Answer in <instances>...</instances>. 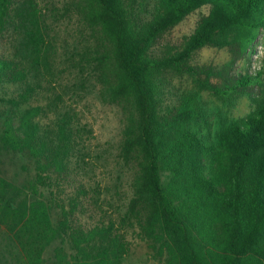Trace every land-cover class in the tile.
Instances as JSON below:
<instances>
[{
	"label": "trees",
	"instance_id": "1",
	"mask_svg": "<svg viewBox=\"0 0 264 264\" xmlns=\"http://www.w3.org/2000/svg\"><path fill=\"white\" fill-rule=\"evenodd\" d=\"M152 1L81 3L88 24L110 45L99 63L113 67L112 98H128L136 110L120 148L124 161L138 157L129 212L144 206L141 231L163 242L168 264H264V91L254 92L264 87V70L231 74L264 28V0H156L148 9ZM203 6L208 14L182 47L155 56L161 37ZM9 38L13 52L0 49V103L12 110L0 154L21 155L32 175L14 193L0 176V264H47L50 249L48 264H122L125 251L113 226L82 230L71 218L75 199L65 210L59 198L64 183L75 184L68 122L42 128L34 121L40 108H21L35 93L31 77L52 64L46 16L35 0H0V44ZM204 47L228 48L232 63L219 73L190 66ZM167 70L196 76L202 90L220 98L250 94L253 109L214 130L202 99L169 87ZM215 76L223 78L219 85L210 81ZM7 85L22 89L10 93Z\"/></svg>",
	"mask_w": 264,
	"mask_h": 264
},
{
	"label": "rangeland",
	"instance_id": "2",
	"mask_svg": "<svg viewBox=\"0 0 264 264\" xmlns=\"http://www.w3.org/2000/svg\"><path fill=\"white\" fill-rule=\"evenodd\" d=\"M35 1L46 16L52 64L46 74L31 77L35 93L29 104L21 108H40L34 121L42 128L55 129L58 122L63 121L68 122V128L73 131L68 167L75 184L64 183V191L59 194L62 205L69 210L74 204L72 199H75L77 205L71 218L84 231L112 225L113 232L121 236L120 244L125 251L122 264H168L163 242L148 239L141 231L146 215L144 206L140 205L132 213L128 209L133 197L138 157L124 161L120 148L124 130L130 119L136 118V110L130 99L112 98L113 67L99 63L100 55L110 52L108 40L99 27L88 24L81 9L84 0ZM154 5L156 0L148 9H153ZM209 8L203 6L170 28L156 45L155 56L180 49L200 19L208 14ZM151 15L152 12L143 15L144 20H150ZM258 35L264 41V28ZM12 42V38L3 41L1 52H13ZM251 45L245 55L233 63L231 74L255 75L264 70V53L257 59L255 69L252 68ZM232 61L228 48L204 47L192 54L189 65L210 67L219 73ZM163 75L166 84L174 91L198 94L214 130L222 121H237L253 109L250 94L220 98L202 90L196 76L173 70H167ZM210 81L219 85L223 78L215 76ZM5 87L10 93L22 89V86ZM259 89L264 91V87L255 86L254 92ZM11 110L8 104L0 103V135ZM29 174L32 175V166L21 155L0 154V176L12 185L9 188L11 193L15 188L20 189ZM81 186L83 188L79 189ZM52 251L50 249L45 254L47 264L52 261Z\"/></svg>",
	"mask_w": 264,
	"mask_h": 264
},
{
	"label": "built area",
	"instance_id": "3",
	"mask_svg": "<svg viewBox=\"0 0 264 264\" xmlns=\"http://www.w3.org/2000/svg\"><path fill=\"white\" fill-rule=\"evenodd\" d=\"M249 51L251 52V59L253 61L252 68L255 69V63L257 62V59H259V57H261L264 53V41L262 40L261 35L256 37Z\"/></svg>",
	"mask_w": 264,
	"mask_h": 264
}]
</instances>
